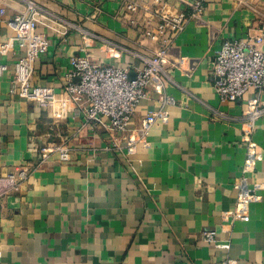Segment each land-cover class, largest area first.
<instances>
[{
  "label": "crops",
  "instance_id": "1",
  "mask_svg": "<svg viewBox=\"0 0 264 264\" xmlns=\"http://www.w3.org/2000/svg\"><path fill=\"white\" fill-rule=\"evenodd\" d=\"M0 42L13 37L6 20L28 0H7ZM46 14L74 23L100 39L83 53L78 31L48 34L51 46L36 63L33 87L52 88L61 103L46 110L12 92L15 49L1 59L0 75V264H264V117L251 128L245 115L251 91L237 102H222L210 79L222 43L256 33L264 0H211L200 20L190 21L170 50L165 81L172 102L168 124L156 123L146 141L128 153V134L94 133L71 112L63 94L73 56L87 55L105 66L142 67L159 43L145 37L143 22L131 27L122 0H33ZM186 9L176 1L165 14ZM264 13V12H262ZM264 50V45H258ZM119 57H113L112 51ZM264 106V94L259 97ZM161 104L151 92L137 108L130 129ZM248 138L260 150L249 176L261 200L249 219L228 221L236 207ZM67 145L72 160L42 152ZM116 145L119 147H116ZM28 169L29 178L11 189L7 178ZM215 231L230 250L204 239Z\"/></svg>",
  "mask_w": 264,
  "mask_h": 264
},
{
  "label": "built area",
  "instance_id": "2",
  "mask_svg": "<svg viewBox=\"0 0 264 264\" xmlns=\"http://www.w3.org/2000/svg\"><path fill=\"white\" fill-rule=\"evenodd\" d=\"M186 6L174 14H165L163 5L169 0H122L124 16L131 27L143 22V33L146 38L158 42L151 56L143 59L142 67L105 66L93 62L87 55L73 56L71 72L65 78L63 94L68 97L70 109L76 116L84 118V127H89L94 133L107 134L126 133L128 153H132L137 144L145 142L151 128L158 122L168 124L170 112L167 106L172 102L166 95L165 81L167 67L170 65V50L175 39L183 33L190 21L200 20L206 6L211 0H172ZM247 0V3H250ZM7 0H0V19L5 16L10 5ZM249 8L258 15L257 32H250L246 39L225 40L211 63L210 79L214 91L222 102H237L244 99L251 91L257 92V97L249 99L245 115L253 128L264 117V106L260 105L259 97L264 94V50L258 45H264V11L255 5ZM13 31V37L7 42H0V75L9 69L1 63V59L15 49H20L22 57L13 66L12 92L22 98L36 102L46 110H52L54 104L61 99L52 88L33 87L31 79L35 73L38 60L48 52L51 38L40 33L39 28L65 36L69 31H78L83 39L81 51L91 49L100 38L81 26L61 22L44 12L35 1L28 0L22 12L6 20ZM112 51L113 57H119ZM153 92L158 96L161 108L151 112L141 123V127L130 129L134 114L139 105L149 98ZM248 148L243 177L238 186L236 207L228 212L225 220L246 221L249 219L250 206L261 200L258 194L263 189L261 184L250 186L249 176L254 174L259 147L248 138ZM116 147H118L116 145ZM119 148V147H118ZM45 161L51 154H59L62 163L72 160L71 149L67 145H55L40 152ZM30 174L28 169H22L7 178L11 189L20 182H25ZM204 239L216 248L230 250V243L217 239L215 231L204 232ZM221 264H238L236 260L227 258Z\"/></svg>",
  "mask_w": 264,
  "mask_h": 264
}]
</instances>
